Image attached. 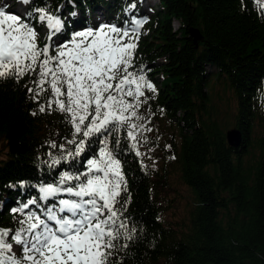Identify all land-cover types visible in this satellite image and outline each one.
Returning a JSON list of instances; mask_svg holds the SVG:
<instances>
[{
	"label": "trees",
	"instance_id": "1",
	"mask_svg": "<svg viewBox=\"0 0 264 264\" xmlns=\"http://www.w3.org/2000/svg\"><path fill=\"white\" fill-rule=\"evenodd\" d=\"M158 1L155 8L149 0H33L60 17L68 30L147 19L134 65L144 69L157 93H146L152 98L139 110L151 129L139 144L143 155L137 157L128 146L123 157L127 191L117 208L128 201L124 216L134 230L130 238L116 241L111 261L264 264V7L257 0ZM132 3L135 9L129 8ZM5 4L9 12L24 5L25 16L32 8L19 0H0ZM37 15L31 19L43 47L60 34L43 40L40 33L48 28ZM36 78L0 79V137L6 140L8 157L0 162V227L18 228L21 217L12 209L29 199L50 204L52 198L39 199V188L58 181L61 172L75 170L74 164L83 170L89 154L77 158L81 163L69 159L51 165L53 157L74 150L67 140L75 134L55 105L38 111L28 91ZM222 93L231 102L232 127L243 134L238 149L228 145V127L213 111L214 99ZM48 96L45 92L41 103ZM126 145L121 135L118 151ZM96 149L93 144L91 151ZM175 175L195 199L187 220L178 216L181 195L171 182ZM60 198L70 197L55 199Z\"/></svg>",
	"mask_w": 264,
	"mask_h": 264
},
{
	"label": "snow or ice",
	"instance_id": "2",
	"mask_svg": "<svg viewBox=\"0 0 264 264\" xmlns=\"http://www.w3.org/2000/svg\"><path fill=\"white\" fill-rule=\"evenodd\" d=\"M19 2L32 5L26 16L0 5V79L14 77L18 82L25 75H35L34 87L28 91L38 111L55 105L73 126L74 138L67 143L74 150L53 157L51 165L69 159L81 163L77 158L86 151L89 154L82 162L83 170L74 164L75 170L63 171L58 181L39 188V199L52 198L50 204L41 206L32 198L12 209L21 219L18 228L0 227V264H115L111 257L118 248L116 241L130 238L134 230L124 216L128 201L117 208L121 193L127 191L123 157L128 146L137 157L143 155L139 144L151 129L142 123L147 118L139 110L152 98L146 93H157L144 69L134 65L140 30L147 19L133 17L120 25L68 30L46 6L33 0ZM257 4L264 7V0ZM129 8L135 9L136 4ZM33 13L51 30L49 40L56 34L60 38L40 47ZM45 92L49 93L46 104L40 101ZM121 135L128 145L118 151ZM50 146L57 148L56 143ZM62 195L70 198L55 199ZM14 246H19V254Z\"/></svg>",
	"mask_w": 264,
	"mask_h": 264
},
{
	"label": "rangeland",
	"instance_id": "3",
	"mask_svg": "<svg viewBox=\"0 0 264 264\" xmlns=\"http://www.w3.org/2000/svg\"><path fill=\"white\" fill-rule=\"evenodd\" d=\"M148 2H145V11H147V5ZM154 6L155 8L158 7V0H149V5ZM9 5V3H8ZM14 6V4H11L9 6V10ZM15 8L10 10V12H15L17 14L24 15V5H17L14 6ZM50 29L48 30H42L40 33L41 38L44 40L50 33ZM231 105L230 99L228 96L225 94H221L218 98L214 99V106H213V111L215 112V116H218L219 120L224 121V126L228 127V131H231L235 129L231 125V115L232 112L229 111V107ZM6 140L4 137H0V162L1 161H6L8 159L6 153H7V148L5 146ZM173 187H176L178 189V192L181 195V205L180 209L178 210V216L180 218H183L185 220L189 219L190 212L195 206V199L193 196V193L190 189H188L185 185H183L180 180L177 178L175 175L172 180H171ZM13 251L17 252L18 251V246L13 247Z\"/></svg>",
	"mask_w": 264,
	"mask_h": 264
},
{
	"label": "water",
	"instance_id": "4",
	"mask_svg": "<svg viewBox=\"0 0 264 264\" xmlns=\"http://www.w3.org/2000/svg\"><path fill=\"white\" fill-rule=\"evenodd\" d=\"M226 138L228 145L231 148L238 149L242 146L243 143V134L238 129H233L226 133Z\"/></svg>",
	"mask_w": 264,
	"mask_h": 264
},
{
	"label": "bare ground",
	"instance_id": "5",
	"mask_svg": "<svg viewBox=\"0 0 264 264\" xmlns=\"http://www.w3.org/2000/svg\"><path fill=\"white\" fill-rule=\"evenodd\" d=\"M227 139V138H226ZM227 143H228V141H227Z\"/></svg>",
	"mask_w": 264,
	"mask_h": 264
}]
</instances>
